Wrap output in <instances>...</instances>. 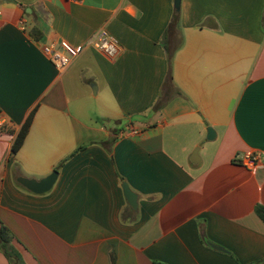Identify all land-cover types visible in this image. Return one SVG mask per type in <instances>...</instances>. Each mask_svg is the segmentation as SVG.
Returning <instances> with one entry per match:
<instances>
[{
  "label": "crops",
  "instance_id": "0c3cea01",
  "mask_svg": "<svg viewBox=\"0 0 264 264\" xmlns=\"http://www.w3.org/2000/svg\"><path fill=\"white\" fill-rule=\"evenodd\" d=\"M101 28L115 59L58 70L41 49ZM2 125L0 226L24 264H264V0H0ZM53 170L43 193L16 181Z\"/></svg>",
  "mask_w": 264,
  "mask_h": 264
},
{
  "label": "built area",
  "instance_id": "2783aa9c",
  "mask_svg": "<svg viewBox=\"0 0 264 264\" xmlns=\"http://www.w3.org/2000/svg\"><path fill=\"white\" fill-rule=\"evenodd\" d=\"M90 46L101 51L109 59H115L122 50V45L119 40L102 28L97 30L85 44L79 47H73L66 41H62L60 43V49L55 48L53 44L42 45L41 49L56 69L63 70L68 67L71 60L74 59L81 50ZM129 132L136 131L130 129ZM241 162L249 168H255L260 162V154L245 153L241 158Z\"/></svg>",
  "mask_w": 264,
  "mask_h": 264
},
{
  "label": "trees",
  "instance_id": "16d2710c",
  "mask_svg": "<svg viewBox=\"0 0 264 264\" xmlns=\"http://www.w3.org/2000/svg\"><path fill=\"white\" fill-rule=\"evenodd\" d=\"M176 27H177V24H174L171 21L169 28L174 29ZM33 32L34 30H32V36L35 39H37L39 36L37 35L35 36V34L33 35ZM33 114L34 112L32 111L27 117V119L25 120V122L23 123V125L21 126V128L19 129V131L17 132L16 137L14 138L11 148H10L11 153H16L19 150V148L22 146V143L30 128ZM0 129L6 132H12V130L9 127H6L4 125H2ZM255 212L257 216L264 222V207L257 205L255 207ZM11 238H12V234L10 230L6 226L1 225L0 226V251L5 255L9 264H24L19 254L10 245ZM156 264H162V263H156Z\"/></svg>",
  "mask_w": 264,
  "mask_h": 264
},
{
  "label": "water",
  "instance_id": "95a60500",
  "mask_svg": "<svg viewBox=\"0 0 264 264\" xmlns=\"http://www.w3.org/2000/svg\"><path fill=\"white\" fill-rule=\"evenodd\" d=\"M180 1L181 0H173V7H174L176 13L180 9ZM173 19H174V21H176V19H177L176 14H174ZM214 134H215L214 130L211 127H207L206 137L208 139H211L214 137ZM190 160L193 163H196L198 161V157L196 155V150L190 156ZM57 174H58V171L53 170L51 173H49L48 175H46L45 177L40 178V179L19 176L16 178V181L20 185H22L23 187L27 188L28 190H30L32 192L43 193V192L48 191L52 187L53 183L55 182V180L57 178ZM122 189H123L124 197H125L128 205L131 208L136 209L138 195L134 191H132L125 182L122 183Z\"/></svg>",
  "mask_w": 264,
  "mask_h": 264
}]
</instances>
